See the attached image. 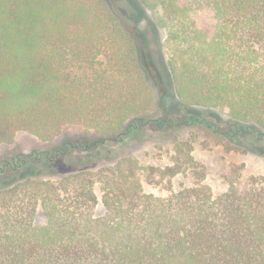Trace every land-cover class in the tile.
Returning a JSON list of instances; mask_svg holds the SVG:
<instances>
[{
	"label": "trees",
	"instance_id": "1",
	"mask_svg": "<svg viewBox=\"0 0 264 264\" xmlns=\"http://www.w3.org/2000/svg\"><path fill=\"white\" fill-rule=\"evenodd\" d=\"M101 2L0 0V148L48 144L0 156V264H264V173L215 194L181 139L264 156V0H138L165 33L148 59ZM148 144L177 150L165 196Z\"/></svg>",
	"mask_w": 264,
	"mask_h": 264
},
{
	"label": "rangeland",
	"instance_id": "2",
	"mask_svg": "<svg viewBox=\"0 0 264 264\" xmlns=\"http://www.w3.org/2000/svg\"><path fill=\"white\" fill-rule=\"evenodd\" d=\"M96 1L98 2V0ZM103 3L110 10L104 9L103 11H107L112 16H117L126 29L138 39L145 58L148 59L151 51L156 52V50L159 51L161 56L166 57L165 33L158 24L153 10L140 5L138 0H106V2L104 0ZM76 132L75 128L68 130L70 134ZM181 139L188 143L189 148L187 150L197 162L198 170L193 174L195 182L209 186L215 194L226 191L224 177L228 168L232 165L244 171L245 176H260L264 173V156L245 153L241 150L229 151L227 144L204 129L197 128L186 131ZM47 147L46 142L29 133L20 132L11 145L0 148V156L11 154L17 150L23 154H30ZM176 151V148L172 145L157 144H148L135 151L136 171L139 170L143 175L150 173L152 176L148 180V184H144L142 190L156 196H165L170 190L177 189L181 180L174 179L171 176H167L166 180L162 178L165 174L170 175L168 170L175 162ZM179 176H183V173H180ZM169 179L173 181L172 185L169 184ZM192 182L186 179L185 185L191 186Z\"/></svg>",
	"mask_w": 264,
	"mask_h": 264
}]
</instances>
